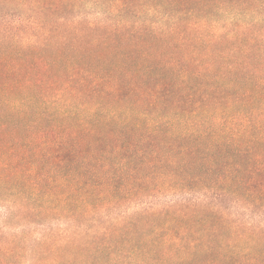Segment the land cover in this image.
<instances>
[{
    "label": "trees",
    "instance_id": "trees-1",
    "mask_svg": "<svg viewBox=\"0 0 264 264\" xmlns=\"http://www.w3.org/2000/svg\"><path fill=\"white\" fill-rule=\"evenodd\" d=\"M0 264H264V0H0Z\"/></svg>",
    "mask_w": 264,
    "mask_h": 264
}]
</instances>
